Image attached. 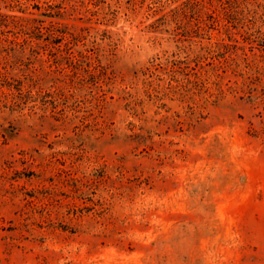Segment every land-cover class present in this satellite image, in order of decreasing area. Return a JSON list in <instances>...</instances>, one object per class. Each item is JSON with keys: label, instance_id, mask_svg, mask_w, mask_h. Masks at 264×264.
Instances as JSON below:
<instances>
[{"label": "rangeland", "instance_id": "374dc122", "mask_svg": "<svg viewBox=\"0 0 264 264\" xmlns=\"http://www.w3.org/2000/svg\"><path fill=\"white\" fill-rule=\"evenodd\" d=\"M0 264H264V0H0Z\"/></svg>", "mask_w": 264, "mask_h": 264}]
</instances>
